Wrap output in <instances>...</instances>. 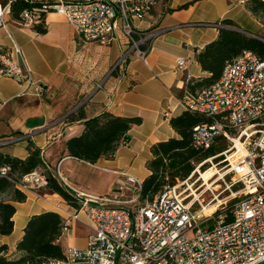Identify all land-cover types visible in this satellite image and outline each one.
Returning <instances> with one entry per match:
<instances>
[{"label":"built area","instance_id":"2783aa9c","mask_svg":"<svg viewBox=\"0 0 264 264\" xmlns=\"http://www.w3.org/2000/svg\"><path fill=\"white\" fill-rule=\"evenodd\" d=\"M12 1L0 4V29L7 30L6 15ZM25 1L39 4L21 13L27 25L38 23L43 13L55 12L65 18L82 43H105L116 36L124 39L125 49L109 74L123 68L132 54L146 63L154 40L168 30L141 31L133 24L149 16L155 0ZM187 26L228 28L221 22L177 27ZM189 64L190 59L179 57L175 69L185 71ZM0 76L23 86V93L49 92V87L33 80L14 41L10 50L0 48ZM103 82L97 83L93 92L100 90ZM179 103L183 110L204 118L192 128L196 151L213 149L219 139L226 147L196 163L186 179L165 186L143 206H127L138 200L141 188L133 176L122 173L125 181L117 182L110 194L88 196L71 189L57 168V181L80 203L62 219L63 231L83 215L92 233L85 249L70 248L62 258L42 264H255L264 260V58L244 52L225 66L212 86L196 92L186 88ZM32 135L2 138L0 148ZM206 169L213 173L204 180L201 172ZM8 172L9 168L3 167L0 176L22 193H38L47 187L40 170L19 180L8 178ZM131 189L133 198L121 200L124 191ZM229 202L234 204L227 214Z\"/></svg>","mask_w":264,"mask_h":264},{"label":"crops","instance_id":"0c3cea01","mask_svg":"<svg viewBox=\"0 0 264 264\" xmlns=\"http://www.w3.org/2000/svg\"><path fill=\"white\" fill-rule=\"evenodd\" d=\"M8 1L0 0V4ZM247 1L155 0L149 16L133 24L141 31L157 27L168 30L154 40L146 63L132 54L123 68L110 74L125 49L121 37L105 43H82L65 18L55 12L45 15L44 34L7 14V30L0 29V48L8 51L14 41L33 80L49 87V92L23 93V86L0 76V139L33 133L21 143L0 148V152L24 159L31 150L38 149L44 171L55 175L58 168L71 189L88 196L110 194L117 182L125 181L122 173L142 183L149 175L145 165L152 157L151 146L177 137L169 119L184 111L179 99L187 84L207 75L196 63V55L218 36V29L211 27L177 26L228 19L239 32L262 39L264 25L247 10ZM179 57L190 59L187 70L175 69ZM101 81L102 88L93 92ZM76 111L85 119L109 112L140 118L141 122L129 130L126 145L111 157L90 164L65 153L66 141L83 130V120L66 119ZM24 195V202L14 203L12 233L0 235V246L7 247L6 257L16 255L15 246L32 215L52 211L64 219L72 211L59 195L46 189ZM0 199L9 202L10 196L4 194ZM91 233L87 219L81 215L62 232L59 244L63 253L70 248L85 249Z\"/></svg>","mask_w":264,"mask_h":264},{"label":"trees","instance_id":"16d2710c","mask_svg":"<svg viewBox=\"0 0 264 264\" xmlns=\"http://www.w3.org/2000/svg\"><path fill=\"white\" fill-rule=\"evenodd\" d=\"M246 6L251 15L264 25V0H248ZM38 7V3L29 5L25 0H15L10 3L9 13L13 19L22 22L21 13L24 10ZM45 15L41 14L38 23L32 25L39 34L46 32ZM221 23L228 28L218 29L217 38L205 45L195 57L201 71L207 75L187 84L191 92L212 86L221 77L225 66L244 52L264 58V42L239 32L231 20L226 19ZM66 119L69 122L83 120L82 132L65 143L66 155L90 164H95L100 158L111 157L119 147L127 144L129 130L141 122L140 118L120 117L109 112L85 119L82 113L76 111ZM203 121L202 116L186 110L169 119V125L177 137L151 146L152 157L145 165L149 175L138 190L141 201H152L165 186L183 181L196 163L215 154L213 149L196 151L192 147V128ZM3 167L9 168L7 176L12 180H19L37 170L44 171L45 168L38 149L31 150L24 159L0 152V169ZM43 174L47 179V191L59 195L71 207L80 206L75 195L60 185L54 175L47 171ZM4 194L10 196V201L0 199V235L8 236L13 231L14 203L24 202L26 196L9 179L0 176V196ZM230 211L227 208L225 212L230 214ZM62 232L63 220L58 213L46 211L32 215L15 246V256L6 257L4 253L7 247L0 246V264H42L49 259L62 258L64 253L59 244Z\"/></svg>","mask_w":264,"mask_h":264},{"label":"rangeland","instance_id":"374dc122","mask_svg":"<svg viewBox=\"0 0 264 264\" xmlns=\"http://www.w3.org/2000/svg\"><path fill=\"white\" fill-rule=\"evenodd\" d=\"M3 3V2H2ZM262 39H264V37H262ZM226 147V143L222 140L219 139L217 144L213 147V150L215 153H218L220 150L224 149ZM213 170L212 169H206L204 172H201V177L204 180H207L208 178H210L212 176ZM135 195V193L132 192L131 190H126L124 191V195L121 198V200L123 201H129L133 198V196ZM205 200L207 201L208 199V195H205ZM147 201H141L139 198L136 202L128 204V207H134V206H143L144 204H146ZM234 204V202H229L227 205V208H229V211L232 209V205Z\"/></svg>","mask_w":264,"mask_h":264},{"label":"water","instance_id":"95a60500","mask_svg":"<svg viewBox=\"0 0 264 264\" xmlns=\"http://www.w3.org/2000/svg\"><path fill=\"white\" fill-rule=\"evenodd\" d=\"M261 41H262V40H261ZM262 42H264V41H262ZM255 264H264V260H261V261L255 263Z\"/></svg>","mask_w":264,"mask_h":264}]
</instances>
